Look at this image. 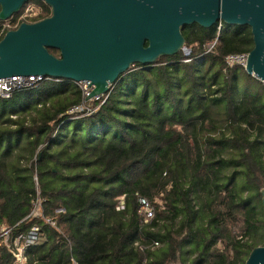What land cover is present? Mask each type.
Returning a JSON list of instances; mask_svg holds the SVG:
<instances>
[{"label":"trees","instance_id":"1","mask_svg":"<svg viewBox=\"0 0 264 264\" xmlns=\"http://www.w3.org/2000/svg\"><path fill=\"white\" fill-rule=\"evenodd\" d=\"M29 5L30 22L51 15ZM183 34V50L133 65L93 112H69L83 94L68 80L0 97V264H15L2 231L13 245L34 225L44 239L25 264H245L264 245V84L226 62L252 50L251 29ZM137 194L155 207L148 224Z\"/></svg>","mask_w":264,"mask_h":264},{"label":"water","instance_id":"2","mask_svg":"<svg viewBox=\"0 0 264 264\" xmlns=\"http://www.w3.org/2000/svg\"><path fill=\"white\" fill-rule=\"evenodd\" d=\"M31 1L0 0V20ZM41 1L51 8L50 16L22 22L0 39V78L88 81L93 89L86 99H91L109 93L133 65L148 68L183 50L187 26L221 22L251 29L254 47L245 70L264 84V0ZM261 194L264 206V188ZM245 264H264V245L254 248Z\"/></svg>","mask_w":264,"mask_h":264},{"label":"built area","instance_id":"3","mask_svg":"<svg viewBox=\"0 0 264 264\" xmlns=\"http://www.w3.org/2000/svg\"><path fill=\"white\" fill-rule=\"evenodd\" d=\"M26 7V8H25ZM22 11L8 20L1 21L0 20V39L10 30H14L19 27L22 22H30V19L36 16L41 8L33 5L25 6ZM223 27V23H218L217 28L221 31ZM217 45V39L211 41L206 46V53H212ZM248 54L249 53H239V54H231L226 57V62L230 66L238 65L246 69L248 62ZM189 61V59H186ZM53 79L42 76H13L7 78H0V97L8 98L12 95L15 90L30 88L34 84L39 83L43 80ZM74 84L82 91L83 94V102L77 106H74L69 110L70 113L75 114H84L85 112H93L100 105H102L108 98L109 93L104 95H97L91 99H86L93 87L90 85L88 81H79L74 82ZM90 85V86H89ZM95 101H101L98 107H93L92 103ZM41 201L38 200L35 203L32 214L27 216L30 217L32 215H40L41 212ZM137 203H138V212L143 217L144 223L148 224L152 221L155 216V207L152 202L139 194H137ZM125 208V199L124 196L119 198L117 204V210H123ZM47 223L55 226V222L51 219H45ZM11 236L10 229H4L2 231V238L6 239L5 244L7 245L9 251L15 257V264H25L27 261V250L31 246L38 245L44 238L40 234V229L38 226L34 225L26 234H22L15 238L14 244H8V241Z\"/></svg>","mask_w":264,"mask_h":264},{"label":"rangeland","instance_id":"4","mask_svg":"<svg viewBox=\"0 0 264 264\" xmlns=\"http://www.w3.org/2000/svg\"><path fill=\"white\" fill-rule=\"evenodd\" d=\"M34 6H36V5H34ZM185 53H186V52H185ZM255 80L259 81L257 78H256ZM251 82H252L251 85H249L251 91H257V92H260V91L262 90V86H261V85H258L255 81H251ZM259 82H260V81H259ZM261 83H262V82H261ZM5 241H6V239H5ZM5 241H4V239H3V242H4V243H5Z\"/></svg>","mask_w":264,"mask_h":264},{"label":"flooded vegetation","instance_id":"5","mask_svg":"<svg viewBox=\"0 0 264 264\" xmlns=\"http://www.w3.org/2000/svg\"><path fill=\"white\" fill-rule=\"evenodd\" d=\"M57 56H60V52L59 51L57 52Z\"/></svg>","mask_w":264,"mask_h":264}]
</instances>
